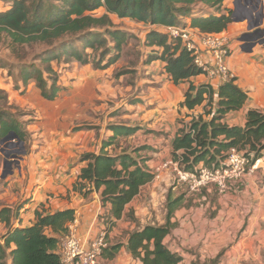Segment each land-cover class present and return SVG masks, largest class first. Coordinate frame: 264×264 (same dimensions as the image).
Wrapping results in <instances>:
<instances>
[{"label": "trees", "instance_id": "trees-1", "mask_svg": "<svg viewBox=\"0 0 264 264\" xmlns=\"http://www.w3.org/2000/svg\"><path fill=\"white\" fill-rule=\"evenodd\" d=\"M11 6L0 11V41L7 42L12 51L25 44L44 42L58 45L39 55L41 62L47 64L46 71L53 77L50 66L53 60L76 59L82 64L90 62L92 51L101 50L103 57L111 51L115 54L108 63L116 62L129 34L114 27L110 14L128 18L139 23L154 26L180 25L183 17H190L188 26L198 34L224 32L233 22V10L224 7L225 0H5ZM210 9L218 8L217 13L201 14L195 12V5ZM105 7L106 13L100 17L93 14ZM198 15V16H197ZM113 44L111 47L110 44ZM146 44L158 48L150 61L160 59L166 63L165 69L174 84L190 81L203 73L194 63V56L187 50L181 39H170L169 35L158 29H150ZM106 51V53H104ZM97 65H100L98 62ZM52 79V78H50ZM20 80L28 85L36 81L44 97L54 100L59 88L53 80L48 90V81L42 69L26 66L20 69ZM237 78L223 82L216 91L209 84L199 86L191 83L182 103L187 109H195L208 102L211 106L203 114L195 116L188 125L178 130L172 140V159L178 161L186 172H194L201 165L218 168L227 158L230 149L236 148L247 157L256 160L264 150V112L250 109L244 126L230 125L223 120L228 114L244 107L250 95L237 84ZM114 132L104 140L99 153L82 156L87 165L74 184V191L83 197L97 192L103 207H109L106 219V231L112 230L117 221L126 214L127 206L142 192L144 186L155 178L153 171L146 164L145 158L136 154L149 149L147 146L121 154H110L106 149L120 136H129L138 127L112 125ZM11 131L16 132L25 141L26 132L22 123L11 112L0 109V139ZM183 197H168L166 221L162 225L148 224L129 233L127 249L142 264H186L182 255L169 248L164 242L177 227L173 217L182 206ZM19 212V210H18ZM11 208L0 212V219L7 223L8 231L0 241V264H6L8 258L12 264H62L59 253L61 236L70 231V224L76 219V210L68 208L55 213L36 212V222L27 227H14L10 217ZM16 215V214H15ZM124 245L118 242L108 246L102 256L112 259ZM219 256L211 264H219ZM189 264H209L199 260Z\"/></svg>", "mask_w": 264, "mask_h": 264}, {"label": "rangeland", "instance_id": "rangeland-1", "mask_svg": "<svg viewBox=\"0 0 264 264\" xmlns=\"http://www.w3.org/2000/svg\"><path fill=\"white\" fill-rule=\"evenodd\" d=\"M10 6V3L0 0V11H5ZM231 6L235 8L232 3ZM246 7L255 14L252 18L255 19L252 26L254 27L257 23L260 24L259 27L255 26L254 33L244 36V42L250 43L251 39L256 38L257 35L261 37L264 24L260 19L262 12L260 0H248L245 9ZM194 8L198 15L217 13L223 10L210 9L198 4ZM106 12V8L102 7L94 11L93 14L100 17ZM240 12L243 11L240 10ZM110 17L114 27L129 34L126 44L122 47L119 60L108 63L115 54L114 50L103 57V53L101 54L102 49L99 51L87 49V52L91 54L90 62L87 64H82L81 61L74 58L51 61L50 66L54 71L53 77H49V73L45 69L47 64L41 62L39 55L58 45L60 41H56L55 45L44 42L25 44L18 47L17 51H12L7 42L0 41V109L11 112L14 118L22 123L23 129L28 132L25 141L22 142L17 138H9L3 141V138L0 139V164L3 160H6L14 172L18 165H25L26 157L30 158V155L40 148L38 146L46 145L47 141L53 139L58 132L70 136L80 129V133L72 143L77 146L74 148L78 155L76 160H78L88 152L97 153L100 150L103 141L109 138L110 133L108 131H111L110 126L113 124H127L138 127V130L133 135L120 136L114 139V143L106 149L108 153L117 155L124 151L131 152L136 148L147 146L149 149L142 150L136 155L145 158L146 164L153 173L157 172V168L162 167L168 161L167 158L161 156H164L166 151L168 154L166 140L171 137V131H161L155 125L158 118L148 120L150 117L146 118L144 115L148 113L145 111L157 107L159 108L160 119L163 113L166 116L168 110H170L174 116L173 119H176L177 124L181 125L180 129L188 125L191 120L186 123V117L184 118L186 111H183L182 103L184 101L181 100V87L178 84H170L173 93L171 105H168V96L165 97L162 94L163 92L160 91L165 80V77H162L161 63L156 66L157 63L152 64L153 61L150 62V59L156 56L153 55L155 51L146 44L147 33L152 28L150 25L128 18H120L115 14H110ZM190 23V17H183L180 22L182 26H188ZM231 41L232 39L230 40V46ZM110 46L112 47L113 44L111 43ZM231 48L234 53L232 46ZM98 62H100V65H97ZM33 65L43 70L48 81V90L55 79L59 93L54 100L44 97L37 87L36 81L31 80L28 85H25L20 80V69ZM94 72L98 75H94ZM94 76H97V80L92 81L91 79ZM206 79L209 80L208 77L204 80L207 81ZM209 81L206 83H209ZM187 82L189 81H182L181 83ZM190 85L191 83L188 85L187 90ZM153 89H155V94L160 93L161 100L159 102L154 101ZM187 90L183 93L184 100ZM62 92L70 96L68 102L61 100L60 93ZM215 98L216 101L213 106L218 102L217 96ZM57 103L62 105L68 103L70 106L63 108L62 113L55 114L53 106ZM138 105L145 106L143 110L145 114L138 115ZM196 108L201 111L205 118L207 117L206 119L211 118L210 115L206 116V111L211 108L207 101ZM224 120L223 122H225ZM231 122L233 124V119H231ZM29 126L34 131L28 130ZM58 137H55V139ZM89 137L96 140L89 142ZM92 138L91 140H93ZM60 139L64 142L66 138ZM65 141L70 142L68 139ZM85 142L86 147L80 148V144H85ZM64 149V146L60 148V150ZM171 150H173V147ZM44 151L46 150L44 149ZM262 158H264V150ZM78 162H69V167L66 170L68 174L71 173ZM10 174L12 173H9V176H4L5 179L6 177L10 178ZM3 182L2 180L0 185ZM169 195L172 198L183 197L182 206L176 210L175 214L188 217L181 236H179L180 240L172 237V240L168 243V245H172V250H178V253L184 259V263L189 264L199 260L202 263L207 261L211 264V260L220 255L219 264H264V167L246 176L242 181L234 183L227 195H221L217 191L212 193L206 190L202 192L192 191L189 185L180 180L177 174L168 167L166 172L144 186L138 197L139 203L145 204L148 210L152 212L150 213L152 214V218L149 220L150 223H152L151 221L157 225L165 223ZM229 196L232 198H229ZM80 197L83 196L80 195ZM84 198L90 201L99 199L101 202L100 194L97 192ZM220 198L225 200V208L234 205L235 211L233 213L239 219L242 218V221H236V235L231 236L228 246L222 249L219 247L218 253L210 256L211 246L206 245L205 240L196 232H210L220 225L216 224V222H219ZM154 206L156 207L154 208ZM128 210L124 220L120 222L122 225L125 222H138L134 210L131 208ZM106 219L107 210L102 208L101 213L98 215V221L94 226V231L97 229L94 234L106 233ZM244 219L246 224L241 229ZM99 223L103 224L104 227H100ZM128 227L130 225L115 226L114 229H116L117 235L114 238L116 240L124 239L129 232ZM226 227L228 228L227 225ZM114 229L107 232L106 235L109 236L110 233L115 231Z\"/></svg>", "mask_w": 264, "mask_h": 264}, {"label": "crops", "instance_id": "crops-1", "mask_svg": "<svg viewBox=\"0 0 264 264\" xmlns=\"http://www.w3.org/2000/svg\"><path fill=\"white\" fill-rule=\"evenodd\" d=\"M261 2V14L260 19L262 20V24H264V0H260ZM231 3L235 5V8L231 6ZM246 3L248 0H225L224 7L230 8L233 10V22L228 26V28L224 31L229 35L232 39L231 46L234 49V53L230 57L228 63L229 67L232 71L234 77L237 78V84L244 88L245 90L249 91V99L244 105V107L238 111H234L228 114V117L225 122L230 125L236 124L244 126L247 121V113L250 109H259L264 112V36L259 37L258 35L256 38L251 39L250 43H245L243 38L246 34L254 33V28L252 26L253 22L255 21L254 15L252 11L246 7ZM243 11L242 13L240 12ZM239 11V12H238ZM236 18V19H235ZM153 29H159L158 26L152 27ZM151 28V29H152ZM250 44V45H247ZM248 46V47H247ZM157 50L158 48H152ZM154 54L157 52H153ZM119 60V59H118ZM117 62V61H116ZM152 62V61H150ZM156 64L159 66L161 63V71H163L162 77H165L164 86L160 91H162L166 96H168L169 104L172 102V87L170 84L173 81L170 79L168 73L166 72L165 66L166 63L160 59H155L152 64ZM94 75L96 72H94ZM161 78V76L158 75ZM206 76L204 74H200L198 76L193 77L187 83H180L178 84L180 88V92L182 93V102L184 101L183 93L187 90V87L190 83H193L196 86L200 84L206 83L209 80L205 81L204 79ZM92 81L97 80V76H94ZM174 84V83H173ZM176 85V84H175ZM219 85L214 86V90H217ZM155 89H153V95L155 96L154 101L159 102L161 100L160 93L158 95L155 94ZM61 100L63 102H68L70 100V96L65 94L64 92L60 93ZM55 103V102H52ZM70 106V104L65 103L62 105L61 103H57L53 106V110L55 114L59 112L62 113L63 108ZM146 106H148L146 104ZM74 108V106L72 105ZM139 112L138 115L145 112H148L144 115V117L151 120L152 118H158L155 125L161 131H171L169 140H166L168 144V154L167 151L165 152L162 158H167L168 160L172 157V140L178 130L180 129L181 125L177 124L176 119H173L174 116L168 110V115L162 114L160 119L159 115V108L155 107L150 111H145V106L138 105ZM183 111H186L184 118L186 117V123L190 121L193 117H197L201 115V111L196 109H187L186 107L183 108ZM65 115V114H64ZM164 115V116H163ZM176 117V116H175ZM207 118V117H206ZM173 119V120H172ZM233 119V124L231 122ZM113 125H125L128 127L127 124H113ZM150 126V124H148ZM112 126V125H111ZM173 129V130H172ZM28 130L34 131L31 126L28 127ZM111 130V129H110ZM63 131V130H58ZM82 131V130H81ZM64 133V132H63ZM80 133V129L73 132L72 135L66 136L65 134H61L60 132L57 133L53 137V139L48 140L46 145L38 146L39 149H36L34 153H32L30 158L25 159V165H18L14 172L10 174V178L5 179L4 174L7 169V161L3 160L0 164V182L3 180L4 182L0 185V212L5 208H11L13 211V215L10 217V220L14 227H27L31 226L36 222V212H44L46 214L55 213L60 210H65L68 208H72L76 210V228L80 235L83 237H94V232L97 231L94 226L98 221V215L101 213L102 208L109 211V207H102L101 202L99 199H94L93 201L87 200L84 197H80L76 191H74V184L78 180L82 169L87 165L86 161L82 160L81 158L76 160V156H78L75 152L76 145L74 146L72 143L76 140L77 135ZM110 136L113 135V131H108ZM136 133V132H135ZM133 133V134H135ZM132 134V135H133ZM109 135V134H108ZM62 136V137H58ZM109 136V138H110ZM130 136V135H129ZM55 137H58L55 139ZM60 138L64 139V142L61 141ZM91 141H95L96 139L89 137ZM91 138L93 140H91ZM108 138V139H109ZM70 140V142H66L65 140ZM88 142V143H89ZM85 144H80L81 147H86ZM64 150H60L63 148ZM102 146V145H101ZM100 146V150H101ZM75 147V148H74ZM1 149V148H0ZM44 149L46 151H44ZM100 150L97 152L99 153ZM89 153V152H88ZM86 153V154H88ZM85 155V154H84ZM76 162L79 161L76 167L71 170V173L68 174L66 171L69 167V162ZM23 162V163H24ZM22 163V164H23ZM9 176V175H8ZM247 191V190H245ZM95 193V192H94ZM141 194V193H140ZM140 194L127 206L126 212L129 211L128 209L131 208L134 210V214L137 217L138 222L136 223H123L120 224L122 220H124L125 215L122 219L117 221L116 226H124L130 225L128 227L129 232L124 239H115L114 236L117 235L116 229L112 233L107 236L108 246H112L118 242H123L124 245L118 251V253L112 259L105 258L102 256L97 264H142V262L138 259H135L132 254L127 249V239L129 233L135 230L140 226H145L148 224H156L155 222L151 221L152 212L148 210L145 204H140L138 197ZM228 198V197H227ZM229 198H232L229 196ZM228 198V199H229ZM225 200L223 198L219 199V204L221 206L220 213L218 215L219 222L216 224H220L222 226H217L214 230L210 232H201L199 234L202 239L205 240V244L211 246L209 250V255H215L218 253V248L228 246V241L231 239V236L236 235L237 226L236 221H242V218L239 219L234 215V205L233 207H226L224 206ZM230 205L229 203H227ZM156 206H154L155 208ZM19 210V212H18ZM16 214V215H15ZM188 220V217H183L182 215L175 214L173 217V221L177 222V227L173 230V232L167 236L164 242L168 245V243L172 240V237L177 238L180 240L182 229ZM100 227H104L103 224L99 223ZM229 224V225H228ZM246 221L242 222L241 229L245 227ZM158 225H162L159 223ZM228 226V228L226 227ZM224 230V231H223ZM8 231L7 223L0 219V241H2L3 235ZM173 235V236H172ZM63 236H61L62 241ZM60 241V245H61ZM212 242V243H211ZM169 248L172 250V245H168ZM60 250V246H59ZM178 252V250H173ZM212 254V255H211ZM12 264V259L8 258L7 263ZM6 263V264H7Z\"/></svg>", "mask_w": 264, "mask_h": 264}, {"label": "built area", "instance_id": "built-area-1", "mask_svg": "<svg viewBox=\"0 0 264 264\" xmlns=\"http://www.w3.org/2000/svg\"><path fill=\"white\" fill-rule=\"evenodd\" d=\"M158 28L167 33L171 40L181 39L184 42L187 50L194 56V63L203 70L202 74L209 78V83L205 84L214 87L234 77L228 63L233 52L230 46L231 38L227 33L198 34L192 28L180 25ZM227 154L220 167L201 165L194 172L184 171L179 162L171 158L162 167L157 168V172H154L155 178L166 172L169 167L192 191H217L221 195H227L234 183L264 167L262 157L253 160L236 148L230 149ZM76 222L77 219L70 224L69 233L63 236L59 245L62 264H97L103 250L108 247L107 231L99 235L94 234V237H83L76 229Z\"/></svg>", "mask_w": 264, "mask_h": 264}, {"label": "water", "instance_id": "water-1", "mask_svg": "<svg viewBox=\"0 0 264 264\" xmlns=\"http://www.w3.org/2000/svg\"><path fill=\"white\" fill-rule=\"evenodd\" d=\"M255 26H256V27H259L260 24L257 23ZM255 26H254V27H255ZM260 36H261V37L264 36V30L262 31V34H261ZM9 138H17V139H19L20 142H22V140L20 139L19 135H18L16 132H14V131H11L7 136H5V137L2 139V141H3V140H6V139H9ZM12 172H13V171H12V168H10V165H7V169H6V171H5L4 176H7L9 173H12Z\"/></svg>", "mask_w": 264, "mask_h": 264}]
</instances>
